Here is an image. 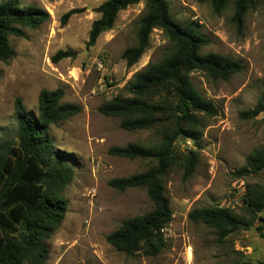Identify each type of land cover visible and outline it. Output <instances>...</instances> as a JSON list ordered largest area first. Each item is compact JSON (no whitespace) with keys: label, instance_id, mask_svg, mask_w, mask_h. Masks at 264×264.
Returning <instances> with one entry per match:
<instances>
[{"label":"rangeland","instance_id":"374dc122","mask_svg":"<svg viewBox=\"0 0 264 264\" xmlns=\"http://www.w3.org/2000/svg\"><path fill=\"white\" fill-rule=\"evenodd\" d=\"M104 1L19 0L21 6L46 9L51 17L39 28L23 27V36L9 35L14 56L8 62L0 61V142L19 141L17 97L22 98L29 112L37 114L40 91L62 88V102L82 107L79 113L49 129L55 150L72 167L73 174L61 189L62 219L47 240L49 251L41 264L264 261V210L254 213L244 199L250 185L264 188V170L242 178L231 175L245 164L252 150L264 147V111L254 119H242L239 115L264 96V0H256V7L247 13L242 29L232 19L233 1L217 13L210 2L168 0L175 20L197 26L208 38L203 53L229 55L240 60L244 68L228 80L212 78L202 71L190 74L200 93L217 106L218 114L201 115L204 127L199 141L179 138L175 143L177 164L163 178L173 220L167 245L156 256L142 252L128 255L107 241V236L125 218L154 208L146 187L120 190L109 181L144 171L156 163L151 159L116 156L109 149L129 142L155 145L161 140V127L124 129L121 118L100 113L99 106L117 95H128L127 85L134 74L161 58L171 43L156 28L150 47L140 60L133 66L127 65L122 53L137 42L136 32L146 3L141 0L121 10L113 28L103 32L94 46H87L92 22L100 16L96 8ZM72 8L83 10L62 25L61 16ZM59 50H73L76 56L54 62L52 56ZM14 150L19 153L17 148ZM191 152L199 160L195 172L185 178L183 160ZM239 184L244 194L233 209L250 219L252 225L220 242L215 229L191 221L188 213L195 207L228 206Z\"/></svg>","mask_w":264,"mask_h":264},{"label":"trees","instance_id":"16d2710c","mask_svg":"<svg viewBox=\"0 0 264 264\" xmlns=\"http://www.w3.org/2000/svg\"><path fill=\"white\" fill-rule=\"evenodd\" d=\"M140 1L102 2L96 8L100 16L92 22L87 46H94L103 32L113 28L121 10ZM197 1L210 2L217 13L233 1L232 19L239 29H242L247 13L256 7V0ZM82 10L72 8L65 12L61 16L62 25ZM50 17V13L40 6H21L19 0L0 2V61L8 62L14 56L9 35L23 36V27L39 28ZM156 28L164 32L171 48L134 74L127 85L128 95H117L99 106L100 113L121 118L124 129L161 127L162 137L155 145L129 142L109 149L110 154L116 156L156 162L144 171L109 181L120 190L146 187L154 204V208L144 214L125 218L107 236L109 243L128 255L142 252L156 256L166 247V238L161 230L172 222L173 209L163 178L169 168L177 164L175 143L179 138L199 141L204 127L201 115L212 117L218 114L213 101L202 95L193 84L191 72L202 71L212 78L228 80L244 68L240 60L229 55L203 53L202 49L209 43L208 38L197 26L175 20L168 0H146L145 12L136 32L137 42L122 53L128 66L136 64L150 47L151 34ZM75 56L73 50H59L52 60L56 62ZM63 96L62 88L42 89L37 114L27 110L21 97L15 100L19 141L6 139L0 142V264H19L21 261L41 264L49 251L47 240L62 219L64 201L60 192L73 172L64 157L55 150L49 129L82 109L78 103L62 102ZM263 111L264 96L239 115L242 119H254ZM198 160L195 152L184 156L185 178L195 172ZM263 170L264 147H258L231 175L242 178ZM244 199L254 213L264 210L263 187L250 185ZM188 217L195 223L215 229L220 242L252 225L250 219L228 206L195 207L189 211ZM236 264H264V261L246 260Z\"/></svg>","mask_w":264,"mask_h":264},{"label":"built area","instance_id":"2783aa9c","mask_svg":"<svg viewBox=\"0 0 264 264\" xmlns=\"http://www.w3.org/2000/svg\"><path fill=\"white\" fill-rule=\"evenodd\" d=\"M243 194H244V189H242L241 185L239 184L236 191H235L234 196H232L231 199L229 200L228 207H233V206L239 204V202H241L240 198L243 196ZM161 231H162L164 237L167 239L169 237L170 231H171L170 224L168 226L162 228Z\"/></svg>","mask_w":264,"mask_h":264}]
</instances>
